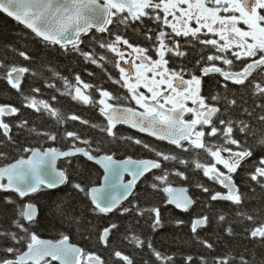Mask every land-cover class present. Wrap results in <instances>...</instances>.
<instances>
[{"label":"snow or ice","instance_id":"snow-or-ice-1","mask_svg":"<svg viewBox=\"0 0 264 264\" xmlns=\"http://www.w3.org/2000/svg\"><path fill=\"white\" fill-rule=\"evenodd\" d=\"M0 13L30 30L46 46L58 45L64 54H73L85 65L101 70L109 81L126 89V96L137 106L110 103L120 97L102 85L84 81L79 73L74 75V83L54 73L62 81L63 90L45 81L36 86L28 84L26 91L25 77L36 78L40 73L29 66L0 62V80L15 90L23 109H31L41 120L47 116L57 126L68 120L79 121L80 125L106 133L112 141H131L155 156L118 160L113 154L101 155L102 140L68 129L61 136L71 145L68 150L23 147L21 150L30 154L26 159L0 166V192L15 194L19 201L45 192L54 198L62 223L83 228L86 238L94 234L100 250L85 252L70 243L68 234L62 233L56 240L40 238L35 231L40 224L37 203L29 199L20 204L13 196L5 195L0 198L7 221L6 225L0 224V264H109L102 255L104 251L115 258L113 264H137L133 256L115 247L118 237L134 251L149 250V259H142L141 264H264V217L260 216L264 208L254 213L243 211L246 201L241 188L243 185L255 192L258 187L264 193V0H0ZM129 29L142 36L145 43L133 42ZM199 46L209 51H201L194 62L189 61L190 52ZM125 49H131L135 57L128 59ZM11 51L24 61L36 59L22 48L12 47ZM150 53L158 58L153 59ZM108 63L118 69L119 79L107 72ZM87 75L93 77L96 73L88 71ZM205 86L207 95L203 94ZM44 88L55 89L83 105L98 104L99 114L107 123L100 126L77 114L65 117L48 100L32 95L41 94ZM51 100L56 101L57 96ZM22 108L0 103V146L16 147L14 129L17 135L26 133L57 141L58 130L37 125L36 118L29 119ZM4 117L17 119L5 121ZM119 124L166 141L174 150L161 151L141 139L121 136L114 131ZM257 151L260 158L249 170ZM77 156L103 168L101 186L73 181L66 168L57 167L58 159L65 158L70 165L71 158ZM0 159L7 161L8 153L0 151ZM165 162L183 169L170 172ZM190 170L206 178L195 184L203 196L189 195L187 187L174 188L169 180L174 175L187 181L190 177L186 172ZM148 173H152L149 187L164 194L165 206L174 205L188 212L203 200L200 214L190 223L193 241L204 250L198 258L186 254L178 259L175 253L161 252L151 241L141 238L135 226L121 233L122 225L116 221L106 226L94 224L74 210H64L67 202L58 198L60 187L71 184L88 198L95 216L119 210L121 216L134 214L136 225L143 219L152 231H157L165 224L160 206L142 207L129 201L131 206L121 207ZM126 175L131 179L126 181ZM216 185L226 192L216 190ZM218 201L235 206L231 219L215 211L214 202ZM214 221L218 230L213 233L215 239L202 236L201 232L213 228ZM175 224L180 226L184 221L178 219ZM237 224L244 225V239L258 245L259 253L247 248L239 253L231 250V242L238 235ZM220 244L229 248L221 252Z\"/></svg>","mask_w":264,"mask_h":264},{"label":"trees","instance_id":"trees-1","mask_svg":"<svg viewBox=\"0 0 264 264\" xmlns=\"http://www.w3.org/2000/svg\"><path fill=\"white\" fill-rule=\"evenodd\" d=\"M128 35L133 38L138 37L136 39L140 40V36L132 33L131 29L128 30ZM133 42L142 44V42L136 41L134 39ZM12 47L25 49L29 51L36 59L32 61H24L22 58H20L18 55H15L11 51ZM201 51L204 52V48L197 47L196 49L191 51L188 60L194 62L198 58V55ZM108 55L111 57L112 54L109 53ZM0 62L29 66L40 73V75L36 78H32L31 76L25 77L24 87L26 91H28V84L36 86L37 84H42L45 81L54 83L56 84L57 89L63 90L62 81L59 79V77L55 76L54 73H59L60 76H67L68 79L73 83L74 75L79 73L84 81L92 82L96 85H102L105 89L111 92L121 89L119 84H114L109 81L107 77L101 72V70L96 69L95 66L85 65L82 62L81 58L76 57L73 54H64V52L59 49L58 45L46 46L29 30L11 20L3 13H0ZM106 67L107 72L114 79H119L117 69L113 66L112 63H108ZM88 71H95L96 75L90 77L87 75ZM241 91L243 92V89ZM207 92L208 90L206 89V93ZM32 95H36L37 99L48 100L51 104L60 109L65 117L71 114H77L100 126H104L107 123L106 120H104V118L99 114L98 104L93 107L92 105H83L75 101H71L69 97L61 96L60 92L56 91L55 89L44 88L41 94ZM53 95L57 96L56 101L51 100V97ZM94 95L96 99H99L98 93H94ZM245 98L247 99V97ZM0 103L12 104L14 106L22 108L21 98L15 93V90L10 89V87L6 85V82L4 80H0ZM22 111L29 119L36 118L37 125H44L49 130H58V139L56 142H53L45 141L43 138L29 136L26 133L17 135L14 129L13 134L17 141V145L15 148H4L3 146H0V151H6L8 153V160L5 161L3 159H0V166H4V164L7 162H14L17 159L27 157L29 153H25L21 149L29 145L34 147L52 146L60 150H68L71 145L67 140L61 138L64 129L78 131L82 135L87 136L89 139H94L95 141L102 140L103 150L100 154H114L117 157L123 158L128 157L135 152H142L145 153V158H155L154 153L150 152L148 149L138 151L137 149H135L136 147L132 145L131 141L127 140L112 141L111 138H106V133H100L98 129H91L87 125H80L79 121L74 122L68 120L67 123L57 126L55 124V121L50 120L47 116H45L43 120L39 119V114L34 113L31 109L22 108ZM4 119L5 121H12L16 120L17 118L4 117ZM85 129H87V131H85ZM116 131L121 136H132L134 138H137L139 136L129 128H122L120 130L118 127ZM257 134L259 135V132ZM146 142L147 144L151 145L154 148H158L161 151L174 150V146L168 145L163 141H158L150 137L149 140H146ZM78 146L87 147L86 145L79 144ZM92 146L96 147V144L94 143ZM259 158L260 152L257 151L255 157H253L251 163L249 164V170H251L255 166V163ZM201 159H204V157L201 156ZM72 161L73 163L70 165L67 164L66 161H63L60 163L59 167L66 168L73 181L80 182L89 187L98 185L100 183L102 172L98 167H96L89 161H86V159L82 157L74 158L72 159ZM165 167H167L170 172L183 169V166L177 165L174 167L168 162H165ZM155 172L159 173V170ZM186 175L190 177V179L187 181L181 180L174 175H170L169 180L172 186H186L189 188L192 195L203 196V194L200 193L199 189L195 187V184L198 182H204L206 178L202 177L201 173L195 172L194 170L187 171ZM151 182L152 174H150L144 181L139 184L136 193L129 201L138 202L142 207L151 205H158L161 207L165 224L163 228L157 231H152V229L148 226V223H146L143 219H141L139 225H136V217L134 216V214H125L124 216H121L119 210L113 214H108L107 216H104L103 214L95 216L91 212L90 201L88 200V198H86L83 193H79L74 190L71 184L64 185L58 190V198L67 202L63 206L64 210H74V213L76 215H83L86 220H91L94 224L106 226L108 223L116 221L122 225L121 233L124 232V229L126 227L135 226V229L141 236V238L151 241L154 247L161 252L175 253L178 259H180L182 255L186 254H192L194 258H198L201 253H204V250L193 241L192 233L190 231V223L193 218L200 214L201 208L199 207V205L203 203V200H198L197 204L194 205L187 213H180L174 208L168 205L165 206L162 203V201L166 199V197L162 192L153 191L149 187ZM215 188L216 190L225 192L222 188H220L219 185H216ZM241 188L245 194L246 201L243 211L254 213L256 210L264 208V193H262L258 187L256 188L255 192H252L250 188L243 185L241 186ZM5 195L13 196V198L18 200L20 204L28 201H19V198L16 197L15 194H5L0 192V198H3ZM37 196H33L30 199L33 200V202L37 203V205L39 206L40 213L38 218L40 220V224L35 228V231L40 236V238L56 240L59 239L60 235L63 233L68 234L70 236L71 242L79 245L85 250V252L100 250V246H98L94 234L91 238H86V233L83 228H76L66 222L62 223L60 214L57 211L56 206L52 202L54 199L53 197H49L45 192H41L37 194ZM129 201L124 204V206H131L129 205ZM214 204L216 212L225 213L229 217V219L234 216L235 206L231 205L230 202L218 201L214 202ZM11 214L12 213L10 212L9 215ZM260 216L264 217V212H260ZM178 219L183 220L184 224L177 226L175 224V221ZM0 224H7V221L4 220V213L2 208H0ZM250 226L251 225H249V227ZM243 227L244 225L241 224L235 225V229L238 235L231 242V250L234 253H239L247 248L259 253L260 249L258 245L250 244L247 239H244L242 234ZM216 231L218 230L215 228L214 221L213 228L208 230L207 232H201V235H206L211 239H215L213 233ZM115 247L125 252L126 254L133 256L137 261V264H141L142 259H149V250L144 249L134 251L126 241L122 240V237H118L116 239ZM228 248L229 245L227 244L219 245V250L221 252L227 250ZM102 255L109 261V264H113L115 258L110 257L108 251H104ZM209 261H211V257H209ZM53 264L56 263L53 262Z\"/></svg>","mask_w":264,"mask_h":264},{"label":"flooded vegetation","instance_id":"flooded-vegetation-1","mask_svg":"<svg viewBox=\"0 0 264 264\" xmlns=\"http://www.w3.org/2000/svg\"><path fill=\"white\" fill-rule=\"evenodd\" d=\"M169 19H171V17L169 18ZM147 23V22H146ZM193 26H194V22H193ZM153 27H155L154 25H153ZM243 27V26H242ZM167 31H171V29H167ZM136 38H138V37H132V39H134V40H136V41H140V42H142V44H144L145 43V41H144V39H143V37L142 36H140V40L139 39H136ZM199 47H202V48H204V52L205 53H207L208 51H209V49L208 48H205L204 46H199ZM125 52H126V57L128 58V59H132V58H134L135 57V53H132V50L131 49H125ZM150 54H152L153 55V59H157L158 57H156L155 55H154V53H150ZM217 63H219V62H217ZM125 68H128V65H123ZM173 65L172 64H170L169 65V67H172ZM134 71V70H133ZM117 72H118V74H119V71H118V69H117ZM207 77L205 78V80L207 81ZM206 89H207V87L205 86L204 87V89H203V94H205V95H207V93H206ZM242 90V89H241ZM141 91H143V89H141ZM113 93V95L114 96H118V97H120V99L119 100H113V101H109L110 103H113V104H116V105H118V106H121V107H133V108H136L137 106L135 105V102L134 101H131L130 100V98H128L127 96H126V93H127V90L126 89H124V88H121L120 90H115V91H113L112 92ZM190 103V102H189ZM138 111H141L140 109H137ZM187 118V117H186ZM127 129V127H120L119 129L121 130V129ZM114 131H116L115 129H114ZM133 132H135V133H137V134H139V136L137 137L138 139H141V140H143L145 143H146V140H149V136L147 135V134H144V133H141V132H138L137 130H134ZM132 143V145H134V147H136L135 149H137L138 151H140V150H143V149H145V148H143L142 146H140V145H136L135 143H133V142H131ZM166 144H168L167 142H165ZM116 144V143H115ZM169 145V144H168ZM144 155H145V153H142V152H135V153H132L131 155H129L128 157H125V158H123V159H126V158H132V159H134V160H137V159H146L145 157H144Z\"/></svg>","mask_w":264,"mask_h":264},{"label":"water","instance_id":"water-1","mask_svg":"<svg viewBox=\"0 0 264 264\" xmlns=\"http://www.w3.org/2000/svg\"><path fill=\"white\" fill-rule=\"evenodd\" d=\"M4 14V13H3ZM4 15H6V14H4ZM7 16V15H6ZM8 17V16H7ZM8 18H10V17H8ZM11 20H13L12 18H10ZM14 21V20H13ZM16 22V21H15ZM30 31V30H29ZM40 39V38H39ZM70 47V46H69ZM120 125V124H119ZM155 138V137H154ZM77 157H82V156H77ZM72 158H74V157H72ZM24 159H26V158H24ZM65 160V158H60V159H58L57 160V167H58V165H59V163L61 162V161H64ZM90 163H92V164H94V165H97V164H95L94 162H91V161H89ZM102 171H103V168H101L99 165H97ZM153 171H155V170H153ZM150 173H148L147 175H149ZM146 175V176H147ZM126 178H129V180L131 179V177H129V176H125V180H126ZM145 177H143V178H141V180L138 182V184L144 179ZM103 178H102V180H101V183L99 184V185H96V186H94V187H99V186H101L102 184H103ZM138 184H137V186H138ZM64 186V185H63ZM63 186H61L60 188H62ZM137 186H136V188L133 190V194L131 195V196H129V198H128V200L134 195V193L136 192V190H137ZM174 187V186H173ZM183 186H179V187H174V188H177V189H179V188H182ZM189 195H191L190 194V191H189ZM27 198H29V197H26L25 199H27ZM128 200H125V201H123V203H122V205L124 204V203H126ZM121 205V206H122ZM169 206H171V207H173V208H175V206L174 205H169ZM176 209V208H175ZM38 210H39V208H38ZM177 211H179V212H181V213H186V212H182L181 210H179V209H176ZM114 213V212H113ZM110 214H112V213H110ZM42 239H44V238H42ZM70 243H72L71 242V240H70ZM78 246V245H77ZM80 247V246H79ZM56 263V262H55Z\"/></svg>","mask_w":264,"mask_h":264},{"label":"bare ground","instance_id":"bare-ground-1","mask_svg":"<svg viewBox=\"0 0 264 264\" xmlns=\"http://www.w3.org/2000/svg\"><path fill=\"white\" fill-rule=\"evenodd\" d=\"M135 133V132H134ZM137 134V133H136ZM137 135H139V134H137ZM225 192H226V190L225 189H223ZM55 263V262H54Z\"/></svg>","mask_w":264,"mask_h":264},{"label":"rangeland","instance_id":"rangeland-1","mask_svg":"<svg viewBox=\"0 0 264 264\" xmlns=\"http://www.w3.org/2000/svg\"><path fill=\"white\" fill-rule=\"evenodd\" d=\"M85 91H87V90H85Z\"/></svg>","mask_w":264,"mask_h":264}]
</instances>
